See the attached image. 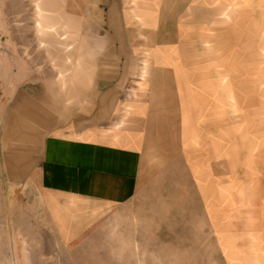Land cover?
I'll list each match as a JSON object with an SVG mask.
<instances>
[{
  "label": "rangeland",
  "instance_id": "rangeland-1",
  "mask_svg": "<svg viewBox=\"0 0 264 264\" xmlns=\"http://www.w3.org/2000/svg\"><path fill=\"white\" fill-rule=\"evenodd\" d=\"M102 1L0 0V73L6 68L11 104L6 165L0 154V264H264V0L183 6L181 28L197 34L182 50L202 90L194 101L202 132L188 134V159L147 166L131 202L67 203L13 178L39 151L38 136L74 132L114 87L109 62L82 66L79 34L99 30L105 41L108 9L128 26L135 3ZM86 6L98 7L102 26ZM49 224L86 227L76 225L65 245Z\"/></svg>",
  "mask_w": 264,
  "mask_h": 264
},
{
  "label": "crops",
  "instance_id": "crops-1",
  "mask_svg": "<svg viewBox=\"0 0 264 264\" xmlns=\"http://www.w3.org/2000/svg\"><path fill=\"white\" fill-rule=\"evenodd\" d=\"M98 1L96 4H103L102 0ZM133 2L131 25L128 26L124 22L121 25L115 9H108L109 30L105 41L98 39L99 30L92 29L90 35L79 34L78 43L85 54L82 66L100 67L109 62L116 69L112 80L114 87L101 93L93 111L83 114L81 127L76 124L74 132L59 133L53 128L44 136L40 132L34 146L39 151L27 166L12 175L17 181L34 182L42 195L67 203L126 205L136 197L140 185L152 173L147 166L167 164L178 155L184 160L192 156L185 140L192 132H202L194 102L197 91L202 94V90L196 88L197 72L192 75L191 64L183 58L185 42L197 34L196 30L192 33L181 28L186 25L182 22L184 14L181 11L185 3L197 10L203 0ZM208 3L212 5L218 0ZM85 8L83 14L89 10L88 19L102 26L103 15L98 7ZM93 11H97L98 20L91 14ZM7 83H11L10 78ZM20 104L16 105L18 121L22 122L21 117L26 113L20 109ZM10 113L4 68L0 73V154L3 151L5 165L6 126ZM34 116L42 125L40 108L35 110ZM192 117L199 126L195 123L192 128ZM202 153L203 148L198 147L197 152L194 147L195 156H202ZM49 225L62 244L75 242L77 224ZM78 225L77 228L86 227Z\"/></svg>",
  "mask_w": 264,
  "mask_h": 264
}]
</instances>
